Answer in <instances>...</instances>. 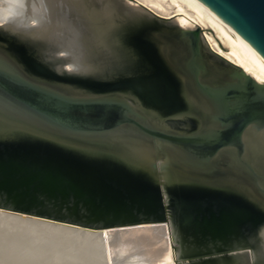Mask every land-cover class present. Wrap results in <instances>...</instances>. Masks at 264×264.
Listing matches in <instances>:
<instances>
[{"label":"water","instance_id":"obj_1","mask_svg":"<svg viewBox=\"0 0 264 264\" xmlns=\"http://www.w3.org/2000/svg\"><path fill=\"white\" fill-rule=\"evenodd\" d=\"M12 1L0 21V209L108 234L163 225L174 264H264V211L243 194L240 209L217 208L215 176L216 160H239L263 189L250 200L264 198V82L199 26L133 0ZM192 1L264 77V0ZM181 185L204 207L175 209ZM68 245L32 261L105 264Z\"/></svg>","mask_w":264,"mask_h":264},{"label":"bare ground","instance_id":"obj_2","mask_svg":"<svg viewBox=\"0 0 264 264\" xmlns=\"http://www.w3.org/2000/svg\"><path fill=\"white\" fill-rule=\"evenodd\" d=\"M133 1L159 15L172 16L181 27L199 26L203 40L216 54L264 82V77L247 65L229 36L192 0ZM15 9L12 0H0V21L14 14ZM72 242L88 248L98 260L102 256L107 264H174L172 240L163 225L108 234L104 229L63 226L0 209L1 264H36L32 260L42 253L54 249L52 253L58 256L56 252Z\"/></svg>","mask_w":264,"mask_h":264},{"label":"flooded vegetation","instance_id":"obj_3","mask_svg":"<svg viewBox=\"0 0 264 264\" xmlns=\"http://www.w3.org/2000/svg\"><path fill=\"white\" fill-rule=\"evenodd\" d=\"M215 165L216 183L219 186L217 195L220 197V201L216 205L217 208L224 211L238 210L240 206L238 202L233 199V195L243 194L248 196L247 211L256 209L264 211V198L256 203L250 200V196L258 197L262 195L263 189L253 180L239 160H216ZM226 196L230 197L228 199L229 201L225 200L227 199L225 198ZM263 220L264 217L260 220V227L264 230Z\"/></svg>","mask_w":264,"mask_h":264},{"label":"rangeland","instance_id":"obj_4","mask_svg":"<svg viewBox=\"0 0 264 264\" xmlns=\"http://www.w3.org/2000/svg\"><path fill=\"white\" fill-rule=\"evenodd\" d=\"M190 192H199V191L197 190V188H191V187H188L185 189V186L183 185L178 186V189L176 187L173 190L172 198L174 197L173 201L175 202V209L180 211L183 215H185V208H194V207L203 208L205 204L201 201L194 202V199H193L194 196H192L189 200L185 201L188 198L187 194H189ZM188 201H193L194 203L193 202L190 203ZM104 262L105 264H107L106 261ZM235 264H241V263L238 261L237 263L235 262Z\"/></svg>","mask_w":264,"mask_h":264}]
</instances>
